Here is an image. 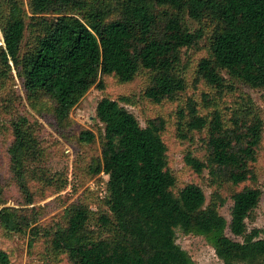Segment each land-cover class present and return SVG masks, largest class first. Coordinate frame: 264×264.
<instances>
[{
    "label": "trees",
    "instance_id": "1",
    "mask_svg": "<svg viewBox=\"0 0 264 264\" xmlns=\"http://www.w3.org/2000/svg\"><path fill=\"white\" fill-rule=\"evenodd\" d=\"M29 8L28 19L23 0H0V89L7 92L15 70L33 108L61 131L71 128L72 111L86 94L105 90L109 78L125 85L145 75L144 98L154 105L174 100L189 85L179 73L183 50H200L203 42L207 54L196 65L195 84L220 94L232 92L236 82L264 90V0H29ZM28 29L31 39L24 44ZM200 98L211 103L208 93ZM122 102L132 103L105 97L96 108L104 134L90 171L109 178L108 211L73 204L50 225L39 224V192L32 191L37 180L54 184L38 167L44 153L39 124L14 116L7 107L14 110V102L5 107L12 140L10 181L0 180L5 233L29 235L31 243L45 239L52 256H65L69 264H195L177 244L180 230L205 237L224 264H264V230L247 226L263 195L255 184L264 118L253 100L240 96L228 121L218 110L201 116L195 98L179 111L188 134L206 132L205 161L189 153L186 165L198 174L208 170L216 190L232 188L230 223L220 214L226 199L218 192L206 204L197 185L176 191L166 121L153 118L144 128ZM78 141L91 145L96 137L84 131ZM11 186L22 198L17 206L8 205ZM0 264H12L1 248Z\"/></svg>",
    "mask_w": 264,
    "mask_h": 264
},
{
    "label": "rangeland",
    "instance_id": "2",
    "mask_svg": "<svg viewBox=\"0 0 264 264\" xmlns=\"http://www.w3.org/2000/svg\"><path fill=\"white\" fill-rule=\"evenodd\" d=\"M23 3L29 19L32 17L29 0H23ZM189 23L192 29L196 27L195 24ZM30 39L31 31L28 29L24 44ZM183 51L179 73L185 77L189 85L187 90L174 100L154 105L144 98L143 93L147 85L145 75H141L134 82L125 85L118 83L114 78H109L104 82L105 90L92 88L74 108L71 114L72 126L67 131L57 129L49 116H43L33 108L16 71H12L7 92L0 89V180L6 185L7 181H10L7 153L12 142L8 131L11 120L10 109L14 116L21 113L30 118L32 122H38L39 140L44 149L38 167L42 166L46 176L54 182L51 186L46 187L40 180L32 183V191L39 192L34 205L37 211L42 213L39 224L50 225L51 222H58L59 218L57 217L73 204H85L99 214L108 211L103 200L106 197V185L109 178L103 173L93 175L90 171L93 160L98 158L102 151L104 125L96 118V108L99 101L105 97L112 100H119L122 97L129 98L131 104L122 102L121 105L135 115L144 128L147 127L148 120L157 117L163 118L166 121L164 139L169 149L170 170L177 179L176 191L190 184L197 185L206 195V204H209L213 194L218 192L226 199L225 204L219 209L220 214L228 223L231 222L232 188L228 185L222 192L216 190L208 170L198 174L185 163V157L189 153L195 158L205 161L207 155L206 132L188 134L186 120L181 119L179 111L186 108L190 98H195L199 104L198 109L201 116L207 117L218 110L228 121L233 110L237 108L236 104L239 102L240 96L247 95L260 108L264 118V90L252 89L236 82V89L220 94L203 83L195 84L196 65L199 58L207 54V42L202 43L200 50ZM202 92L210 95L211 103L209 105L200 98ZM12 102H14V110L12 106H7ZM6 106L9 109H6ZM84 131H91L95 134L94 144H82L78 141ZM256 172L258 181L255 186L262 190L263 195L258 208L247 220L249 232L254 229L264 230V144L260 150ZM42 188H45L44 192H42ZM7 197L10 206H17L22 202L17 188L13 186L8 187ZM95 230L98 228L95 227ZM226 233L233 240L243 241L242 238H235L229 230ZM262 236L264 237V234ZM176 238L177 244L188 252L195 264H224L205 237L194 234L186 235L178 230ZM0 248L9 254L12 264H69L65 256H52L48 251L45 239L31 243L29 235H8L1 227Z\"/></svg>",
    "mask_w": 264,
    "mask_h": 264
}]
</instances>
